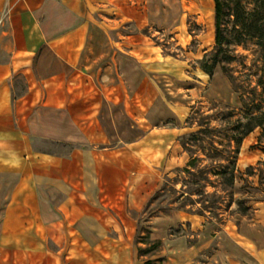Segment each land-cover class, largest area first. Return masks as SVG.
<instances>
[{"label": "crops", "instance_id": "0c3cea01", "mask_svg": "<svg viewBox=\"0 0 264 264\" xmlns=\"http://www.w3.org/2000/svg\"><path fill=\"white\" fill-rule=\"evenodd\" d=\"M183 1L186 28L189 17L202 23L215 14L214 0ZM171 2L0 0V264H139L129 213L164 182L151 165L160 148L152 132L123 136L115 147L91 133L97 119L132 125L134 91L148 97L150 67L164 75L162 49L144 31L164 25ZM53 144L74 147L58 152ZM254 214L226 221L207 244L216 223L174 211L152 219V237L164 241L163 264H198L214 242L203 264H264V246L243 233L254 223L264 231V202ZM180 226L195 233L194 244L167 238Z\"/></svg>", "mask_w": 264, "mask_h": 264}, {"label": "rangeland", "instance_id": "374dc122", "mask_svg": "<svg viewBox=\"0 0 264 264\" xmlns=\"http://www.w3.org/2000/svg\"><path fill=\"white\" fill-rule=\"evenodd\" d=\"M184 3L186 2L183 0H172L170 5H167L170 13L166 14L168 20H165L164 25L152 26L144 31L150 37L149 42L162 49L166 63L164 64V75L156 77L151 75V67L148 65L150 67L148 81L150 91L146 99H142L138 90L134 91L133 124L114 125L107 122V119L103 124L100 119H97V126L94 127L91 137L94 142L115 147L124 142L123 136L135 140L141 135L152 132L150 135L153 137L149 138V141L154 147L160 148L159 157L162 158L151 165L154 171H158L162 182L166 175L171 179H180L176 185L177 189H181L182 181L188 179L184 169L192 160L197 159L195 169L191 170L204 169L207 171L212 182L207 184L206 193H216V199L220 204L206 211L209 218L207 219L216 223L208 227L207 244H209L210 235L221 228L226 221L230 220L235 224L240 223L242 218L248 220L256 218L254 210L260 207V202H264V138L260 142L261 132L256 130L243 141L239 154L233 153L237 147L232 139L241 135L233 130L236 125L233 121L239 115L231 118L229 111L232 108L238 110L242 107L240 94L233 89L221 68H218L212 77L204 73L203 60L214 48V15L210 18L209 12H206L202 23L189 17V25L186 28L185 21L179 22L183 10L181 7ZM203 5L207 10L206 1ZM126 31L135 32L134 28ZM238 52L249 57L246 62L250 65L253 59L252 54L242 48H239ZM135 70L137 76L134 83L139 84L141 82L140 70L138 68ZM172 70L177 72L171 74ZM114 100L119 101L120 97L117 95ZM102 114V119L105 120L108 115L106 107ZM201 128L205 130L197 132ZM191 135H198L200 140H194ZM73 147L71 144H53L51 150L68 152ZM232 159L236 164L235 185L233 188H228V191H223L214 173L225 170L228 166L232 168L229 163ZM192 200L194 208L201 209L207 205L205 200L211 201L212 199L197 194ZM238 201H243L244 205L251 207L249 216L244 217L238 213L240 210ZM164 205L167 206V202ZM142 212L144 208L140 212L129 213L130 217L137 221V231L139 220L141 224L140 232L139 234L137 232L134 239L139 264L143 262L139 258L136 240L138 236H143L148 227V215H141ZM177 228H180V234L187 236L188 241L195 242L196 235L190 231L188 226ZM171 229L167 231V238H174L169 235ZM243 233L255 234L259 244L264 246L263 227L258 223L245 226ZM216 244L214 242L212 247L198 257V264L209 261L214 254Z\"/></svg>", "mask_w": 264, "mask_h": 264}, {"label": "trees", "instance_id": "16d2710c", "mask_svg": "<svg viewBox=\"0 0 264 264\" xmlns=\"http://www.w3.org/2000/svg\"><path fill=\"white\" fill-rule=\"evenodd\" d=\"M214 2V48L204 58L202 69L212 77L215 69L220 67L233 89L240 94L242 107L238 110L232 108L229 111L231 118L239 115L233 121L236 124L233 130H236L241 136L232 139L237 147L233 153L239 154L243 141L256 130L261 132L260 142L264 138V0H214ZM239 48L252 54L253 59L250 65H247L246 62L249 57L239 53ZM204 130L201 128L197 132ZM191 136L194 140H200L198 135ZM233 159L229 162L232 168L228 166L225 170L214 173V177L223 187V191H228V188H233L235 185L236 164ZM196 161L197 159L192 160L184 169L188 179L182 181L181 189L176 188L180 179H171L166 175L161 188L145 205L141 215H148V227L143 236H138L136 240L139 258L143 264H163L166 260V256L163 255L164 241L152 237V219L154 217L169 216L174 211H185L208 218L207 209L212 210L219 204L216 193H206L207 184L212 182L207 171L204 169L191 170L195 169ZM197 194L206 198L210 197L212 200H205L207 205L204 208L196 209L193 206L192 198ZM165 202H167V206L164 205ZM238 205L240 206L238 213L244 217L249 216L251 207L244 205L243 201H238ZM140 226L139 220L138 234ZM179 231L180 228H172L169 235L171 237L185 235L180 234ZM189 244H194V242L189 240Z\"/></svg>", "mask_w": 264, "mask_h": 264}]
</instances>
